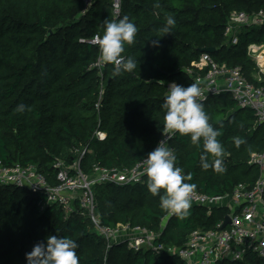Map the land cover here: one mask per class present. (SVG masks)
Segmentation results:
<instances>
[{
	"label": "trees",
	"instance_id": "obj_1",
	"mask_svg": "<svg viewBox=\"0 0 264 264\" xmlns=\"http://www.w3.org/2000/svg\"><path fill=\"white\" fill-rule=\"evenodd\" d=\"M81 9L82 0H0V160L5 165H32L54 182L55 160L70 162L72 148L86 147L81 160L86 173L93 164L131 168L163 132L168 84L191 83L183 69L203 48H214L210 54L215 60L239 67L248 80L264 86V77L260 82L254 78L257 67L246 53L248 43L264 44V25L240 29L236 44L223 35L231 12L264 9V0H122L115 20L110 0H97L86 15ZM124 16L138 31L122 55L135 60L136 68L116 75V66L106 63L99 99L100 77L91 66L98 48L79 39L102 33L106 21ZM167 16L176 24L165 33ZM21 104L23 112L17 111ZM201 104L209 123L222 133L223 171L202 169V139L193 144L189 136L174 133L169 146L177 166L191 174L187 182L202 193L230 192L238 183L251 186L258 171L249 156L264 147V123H256L253 111L238 107L227 94ZM96 131L105 137L97 138ZM235 138L244 143L237 146ZM147 179L144 175L131 184H96L100 221L159 231L167 211L160 207V196L148 191ZM23 190L0 187V264H27L26 253L51 235L77 243L79 264H184L177 256L133 251L123 243L106 249L76 203L72 211L57 204L41 210L44 197ZM225 213L190 207L187 216L168 219L159 240L181 246L189 232L212 227ZM218 264H264V259L249 253L242 260Z\"/></svg>",
	"mask_w": 264,
	"mask_h": 264
},
{
	"label": "built area",
	"instance_id": "obj_2",
	"mask_svg": "<svg viewBox=\"0 0 264 264\" xmlns=\"http://www.w3.org/2000/svg\"><path fill=\"white\" fill-rule=\"evenodd\" d=\"M96 1L82 0L80 14L86 15ZM110 1L112 17L115 20L121 13L122 0ZM262 25H264V9L253 12H231L223 35L228 42L236 44L240 29ZM103 33L104 31L95 33L89 38L79 39L81 43H89L98 48V57L91 66L97 68L100 77L99 99L102 96V69L106 62L101 59L96 37H102ZM246 53L256 64L257 72L254 78L260 82L264 77V44L250 42L246 46ZM183 70L191 77V83H196L200 87L201 96L198 98L200 103L210 97L227 94L238 107L251 109L256 123H264V86L248 80L239 67L218 62L210 53L201 52ZM95 134L99 139L105 137L101 131H96ZM173 135L174 133L163 129L151 151L162 140H165L166 146L170 148L169 142ZM71 151L74 157L70 162L62 158L55 160L54 182H50L47 175L32 165L18 163L5 165L0 160V187L10 186L42 195L44 201L39 203L41 210L49 204H57L65 211H72L76 209V203L82 214L89 218L96 233L104 240L106 249L113 244L123 243L133 251L146 250L155 254L177 256L184 264H218L224 259L242 260L249 253L264 259V147L250 153L249 164L258 171L251 186L238 183L230 192L214 195L196 190L191 193V207H201L207 214L213 209H223L226 213L210 228L193 229L181 246L165 245L159 240L161 230L174 215L168 211L159 231L130 223L106 225L100 221L97 214L94 186L101 183L124 185L140 182L146 175L143 169L146 167L144 160L147 156L131 168L93 164L90 173H86L82 169L81 160L87 148L74 147ZM226 217L228 222L223 226Z\"/></svg>",
	"mask_w": 264,
	"mask_h": 264
},
{
	"label": "clouds",
	"instance_id": "obj_3",
	"mask_svg": "<svg viewBox=\"0 0 264 264\" xmlns=\"http://www.w3.org/2000/svg\"><path fill=\"white\" fill-rule=\"evenodd\" d=\"M176 20L172 16L166 17L163 28L165 33L174 27ZM138 29L127 16L118 21H106L102 37H96L103 62L116 66V75L121 72H132L136 68V61L122 55L124 45L134 43ZM158 44V41H153ZM201 89L196 83L187 87L171 83L162 107L166 109L163 117V128L169 133H179L190 137L193 144L203 140V154L200 156L203 170L213 168L222 172V157L224 148L218 137L222 135L209 123V116L199 102ZM25 105L17 106V111L23 112ZM234 143L239 146L244 143L241 138H235ZM212 157L211 163L209 158ZM146 167L143 173L148 177L147 189L153 196H160V207L180 218L188 215L191 207V193L196 185L188 183L191 174L185 175L183 169L177 166L176 156L166 146V141L158 142L157 147L148 153L144 160ZM163 194H161V190ZM77 243L68 237L56 235L48 236L45 242L34 245L31 252L26 253L27 264H79L76 253Z\"/></svg>",
	"mask_w": 264,
	"mask_h": 264
},
{
	"label": "water",
	"instance_id": "obj_4",
	"mask_svg": "<svg viewBox=\"0 0 264 264\" xmlns=\"http://www.w3.org/2000/svg\"><path fill=\"white\" fill-rule=\"evenodd\" d=\"M50 32V31H49ZM201 52H208V53H213L214 52V48H203L200 49ZM228 222V217L225 218L224 224L223 226Z\"/></svg>",
	"mask_w": 264,
	"mask_h": 264
},
{
	"label": "rangeland",
	"instance_id": "obj_5",
	"mask_svg": "<svg viewBox=\"0 0 264 264\" xmlns=\"http://www.w3.org/2000/svg\"><path fill=\"white\" fill-rule=\"evenodd\" d=\"M257 72V71H256ZM254 74H256V73H254ZM24 191V190H23Z\"/></svg>",
	"mask_w": 264,
	"mask_h": 264
}]
</instances>
